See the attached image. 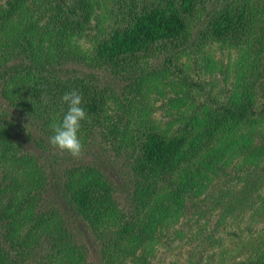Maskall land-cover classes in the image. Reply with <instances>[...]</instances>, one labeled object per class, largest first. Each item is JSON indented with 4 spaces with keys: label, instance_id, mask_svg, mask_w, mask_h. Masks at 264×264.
Instances as JSON below:
<instances>
[{
    "label": "trees",
    "instance_id": "1",
    "mask_svg": "<svg viewBox=\"0 0 264 264\" xmlns=\"http://www.w3.org/2000/svg\"><path fill=\"white\" fill-rule=\"evenodd\" d=\"M159 55L220 71L230 87L158 121L146 90L121 96L105 73L140 65L144 84L141 63ZM72 90L88 114L84 151L96 143L112 170L122 162L121 187L50 145ZM262 188L264 0H0V264H143L183 220L217 213L212 233L195 230L209 245L229 218L264 216ZM247 231L244 257L217 264H264V227Z\"/></svg>",
    "mask_w": 264,
    "mask_h": 264
},
{
    "label": "rangeland",
    "instance_id": "2",
    "mask_svg": "<svg viewBox=\"0 0 264 264\" xmlns=\"http://www.w3.org/2000/svg\"><path fill=\"white\" fill-rule=\"evenodd\" d=\"M116 1L107 0V6H112V3L114 5ZM91 26L93 28L94 23ZM164 56L159 55L151 60H144L145 63H141L147 68V72H144L147 85L146 82L140 84L143 75V69L140 65H137V69L120 72L109 67L105 73L107 75L106 82L114 86L121 96L123 92H130L138 88L146 90L148 97L145 98V105L149 107L148 110L151 113H154V118L161 122L172 120L170 117L171 113L179 114L178 111L182 112L192 105L198 106V104L209 97L221 95L223 97L225 89L230 87L225 80L226 76L222 75L220 71H206L198 65V62L189 60L188 57L179 60L174 56L169 55L168 58ZM230 81H232V78H229ZM136 95L137 92L134 91L131 98ZM143 99L144 97L140 99L141 102H144ZM143 102L140 103L139 100L135 102L140 112L143 108ZM17 120L21 119L17 118ZM24 127L27 128V134L31 126L25 124ZM32 132L34 140L41 141V134L36 129H32ZM23 138L28 150L37 155L45 154L46 157L49 156L48 153H43L39 150L33 141L32 143L26 141V137ZM48 147L51 148V146ZM54 152L57 151L54 150ZM108 156H111V153ZM86 163L98 164L106 173L110 171L119 187L124 183L121 175H119V166H122L123 163L119 162L117 168L112 170L106 154L96 143H92V146L84 151L80 158H75L73 161L70 160L69 164L71 166ZM59 166L65 168L64 160L61 161ZM235 186L239 188L241 185L238 182ZM227 187L233 188V185L229 184ZM263 198L264 188L257 194L255 207L261 206ZM251 212L249 210L248 212H242L238 217L229 218L216 230L215 235L214 233L212 234L214 235L213 243L205 246L203 239L201 241L199 238H195V230L202 229L204 234L212 233L211 231H214L217 227L219 215L217 213L208 214L205 218L199 220L194 218L191 221L192 223L188 219L183 220L181 224L176 226V229H171L164 236L162 235L161 244L155 255L150 256L147 260L143 258L142 262L143 264H217V259L223 252H228V257L233 262L240 260L246 254L247 244H245V236L247 237L248 234L247 229L255 226L257 228L264 227V216L253 222L250 216Z\"/></svg>",
    "mask_w": 264,
    "mask_h": 264
},
{
    "label": "clouds",
    "instance_id": "3",
    "mask_svg": "<svg viewBox=\"0 0 264 264\" xmlns=\"http://www.w3.org/2000/svg\"><path fill=\"white\" fill-rule=\"evenodd\" d=\"M62 101L68 106L67 112L61 122H53L50 125L53 135L50 136L49 142L53 148L67 152L73 158H80L84 145L78 133L82 121L88 118L83 107V96L78 90H72L63 94ZM44 102L47 103V100Z\"/></svg>",
    "mask_w": 264,
    "mask_h": 264
}]
</instances>
